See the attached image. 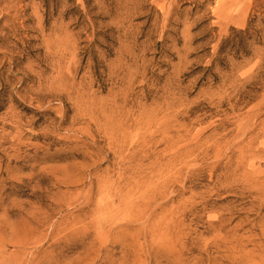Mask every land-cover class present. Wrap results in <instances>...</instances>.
I'll list each match as a JSON object with an SVG mask.
<instances>
[{
  "label": "rangeland",
  "instance_id": "obj_1",
  "mask_svg": "<svg viewBox=\"0 0 264 264\" xmlns=\"http://www.w3.org/2000/svg\"><path fill=\"white\" fill-rule=\"evenodd\" d=\"M0 264H264V0H0Z\"/></svg>",
  "mask_w": 264,
  "mask_h": 264
}]
</instances>
